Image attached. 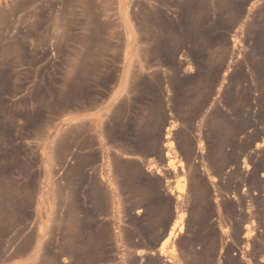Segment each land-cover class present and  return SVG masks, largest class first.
Segmentation results:
<instances>
[{"label": "rangeland", "instance_id": "374dc122", "mask_svg": "<svg viewBox=\"0 0 264 264\" xmlns=\"http://www.w3.org/2000/svg\"><path fill=\"white\" fill-rule=\"evenodd\" d=\"M0 264H264V0H0Z\"/></svg>", "mask_w": 264, "mask_h": 264}, {"label": "bare ground", "instance_id": "6f19581e", "mask_svg": "<svg viewBox=\"0 0 264 264\" xmlns=\"http://www.w3.org/2000/svg\"><path fill=\"white\" fill-rule=\"evenodd\" d=\"M170 137V132L167 133L166 138ZM168 150L165 153L166 159H167V167L169 169L172 170H176L177 169V165L180 164V166L183 165L182 161L180 160V157L178 155V152L175 150L174 147V143L172 141H170L168 144ZM151 169L155 168V165H151L150 166ZM159 170V169H158ZM182 184H178L176 185V189L177 192L179 193H185V189H186V179L184 178ZM175 189V190H176ZM173 191V190H172ZM173 193V192H172ZM186 214H178V216H176V219L174 220V223L172 224V227L170 228L169 234L167 236V238L162 242L159 252L161 255H166L167 253V248L168 246L172 243L173 241H175L176 238H178L179 234H181L183 232L184 229V218H185ZM246 230H248L246 232V237H250L253 230H249V226L246 227ZM173 251V250H171Z\"/></svg>", "mask_w": 264, "mask_h": 264}, {"label": "crops", "instance_id": "0c3cea01", "mask_svg": "<svg viewBox=\"0 0 264 264\" xmlns=\"http://www.w3.org/2000/svg\"><path fill=\"white\" fill-rule=\"evenodd\" d=\"M177 0H171V2H176ZM163 2H170V0H163ZM252 4V3H251ZM163 10H164V17H165V20L168 21V20H173L174 19V8L173 7H163ZM164 77H165V81L164 82H171V78H172V75H169V74H163ZM236 83L240 82V83H244L246 84L248 82V79L245 78L244 80H239V81H234ZM263 145V143H261ZM233 148V146L228 143L227 144V149H231Z\"/></svg>", "mask_w": 264, "mask_h": 264}]
</instances>
